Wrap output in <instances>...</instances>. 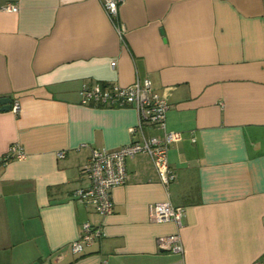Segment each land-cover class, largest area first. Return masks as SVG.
Here are the masks:
<instances>
[{"label": "crops", "instance_id": "0c3cea01", "mask_svg": "<svg viewBox=\"0 0 264 264\" xmlns=\"http://www.w3.org/2000/svg\"><path fill=\"white\" fill-rule=\"evenodd\" d=\"M117 22L102 0H0V264H264V0H127ZM144 78L170 105L148 133L183 134L176 178L127 157L103 215L76 196L83 168L130 143L139 114L84 104L81 89ZM14 144L26 156L5 160ZM158 201L185 209L181 228L152 220ZM85 222L104 236L74 253ZM175 232L184 253L159 244Z\"/></svg>", "mask_w": 264, "mask_h": 264}, {"label": "built area", "instance_id": "2783aa9c", "mask_svg": "<svg viewBox=\"0 0 264 264\" xmlns=\"http://www.w3.org/2000/svg\"><path fill=\"white\" fill-rule=\"evenodd\" d=\"M127 0H102V4L110 18L118 25L117 18L120 7ZM6 12H17L20 7L15 3H8L1 8ZM119 32H122L120 25ZM82 103L101 106L123 107L134 106L139 114L138 123L131 128L133 140L121 146L117 150L96 149L92 154L83 172L90 183L86 187L77 189L78 199L93 206L99 213L108 215L113 212L112 189L126 183L128 172L126 159L140 152L149 153L153 163L165 184H169L176 178V174L169 164V149L171 145L180 141L182 132L166 131L163 136L148 133V128H166V116L170 107L167 98L153 88L150 78L137 79L128 86L112 85L105 87L101 83L84 84L81 89ZM16 112L20 105L13 107ZM25 151L18 144H14L5 156V160L12 158L22 159ZM58 156H65L64 151L58 152ZM185 215L183 207H176L170 201H158L154 204L151 218L156 222L174 221L179 228L182 227V219ZM104 236L102 225H93L85 222L79 236L71 242V250L74 253L84 251L86 244H90L95 238ZM159 244L176 253H184V243L179 232L159 238Z\"/></svg>", "mask_w": 264, "mask_h": 264}, {"label": "water", "instance_id": "95a60500", "mask_svg": "<svg viewBox=\"0 0 264 264\" xmlns=\"http://www.w3.org/2000/svg\"><path fill=\"white\" fill-rule=\"evenodd\" d=\"M0 110H10L12 108V100L9 97L0 98Z\"/></svg>", "mask_w": 264, "mask_h": 264}]
</instances>
